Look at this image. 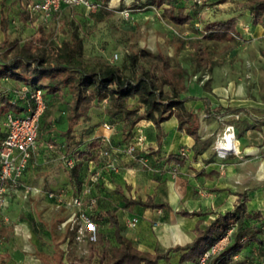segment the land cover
<instances>
[{
	"label": "rangeland",
	"instance_id": "obj_1",
	"mask_svg": "<svg viewBox=\"0 0 264 264\" xmlns=\"http://www.w3.org/2000/svg\"><path fill=\"white\" fill-rule=\"evenodd\" d=\"M35 1L37 0L7 2L9 5L7 11L11 19L10 39L19 46L34 39L36 47L33 51L46 50L44 51L46 61L54 56L52 49L55 46L59 47L64 40L69 39L70 34L65 22H70L74 26H79L80 35L84 40V56L102 57L108 63L118 66L124 74H129V68L124 66L126 56L137 47L155 54L163 53L172 63L181 62L187 70L186 96L192 97L187 106L201 110L195 112L201 122L197 139L200 150L195 158L193 153L189 154L186 146H182L187 151L186 155L180 154L182 147L176 151L181 155V161L187 164L186 171L182 173L180 163L172 161L169 154L160 156L159 151L152 146L151 142H154L155 138L151 136V131L147 130V135L143 131L145 128L140 132L135 130V136L129 141L125 137L128 135L123 127V120H111L104 112L106 108L104 101L91 110L97 112L96 125L100 127L98 130L108 132L105 135L108 140H103L99 135L101 143L98 142L94 148L90 144L92 150L90 159L86 158L87 162H83L84 166L80 171L82 187L78 188L70 179L71 168L63 165L67 155L64 152L65 142L57 133L61 131L60 125L52 134H47L50 133L47 131L44 133L43 130L45 134H42L43 138H47V145L52 144L53 148L43 149L41 161L33 157L31 166L24 176L23 185L16 190L0 212V226L8 229L7 241L11 239V242L6 244L0 235V252L18 250V254L26 258L29 255L33 256L38 264H64L87 257L89 242L95 240V236H91L90 232L98 230L105 235L110 244H114L113 229L106 212L109 207L121 208L123 196L112 192L114 198L110 204L107 201L100 203L98 194L103 192L105 196L108 192L106 188L99 192L100 185L93 183L91 178L96 166L109 162L102 154L109 146L113 152L115 151L113 161L118 168V171L114 172L116 175H120L123 168L119 160L129 157V169L132 172V178L129 179L132 180L129 181V197L146 199L153 195L157 202L163 200L173 202L174 191L181 187L178 185L179 178L183 180V188L186 183L189 185L190 175L200 177L205 174L193 169L196 166L194 161H199L201 166L205 167L202 171L219 168V172L223 173L228 166L242 168L243 171L240 172L244 180L240 181L244 183L242 187H257V182L252 180L251 176H256L259 166L250 163V156L244 155L241 151L239 155L222 157L217 149L218 141L226 136V130L230 127L229 133H236L235 139L239 143L261 147V157L264 159V27L255 26L250 12L242 8L246 0H199L191 9L193 19L183 25L167 20L162 17V10L153 7L133 10L130 8L132 0H125L123 3L121 0H109L108 8L114 11L111 17H105L100 10L91 11L85 6L77 5L62 9L49 21L41 20L36 15L28 22L22 21L21 13ZM229 20L236 24L239 36L227 40L208 41L209 62L214 63V66L212 69L201 66L195 71L191 65L193 48L190 41L202 37L209 23ZM45 37H48L49 41L53 40L54 46L51 44L46 46L43 43ZM0 40H3L1 31ZM21 83L11 78L0 80V90L9 92L10 89L19 88ZM207 101L211 103L206 110L209 106ZM55 111L56 108L51 106L50 112H45L47 114L45 120L47 121ZM2 121L3 115H0L1 129L4 125ZM89 124L90 121L76 129L77 136H83L85 141L80 150H89L88 143L94 139L84 133L87 128L84 126ZM105 124L111 129H107ZM141 133L146 141L139 148L143 147V156L148 160L146 163L139 159V155L128 153L129 144ZM73 152L72 155L77 156L78 152ZM201 159H204L202 163ZM58 165L60 167L56 170L54 166ZM63 167L66 173L61 170ZM216 172L214 170L209 173V180L214 183L216 181L211 176ZM139 179L141 185H136L134 182ZM262 183L264 187V181ZM85 188L90 189L89 194H83ZM197 188L199 190L195 193L199 196L195 198L207 205L217 196L215 192H206L209 187L204 183H200ZM47 190H52L54 197L49 198ZM77 196H82L83 199L81 209L72 203L73 198ZM92 198L97 201L91 206ZM210 208L213 209V206ZM137 209L141 211L144 208L133 207L127 212L141 217L137 214L139 212ZM147 222L142 219L133 230L140 231ZM161 222L157 219L151 220L150 228L154 230V225L157 223L159 227ZM16 236H22L20 243L15 239ZM246 262L248 264L249 261Z\"/></svg>",
	"mask_w": 264,
	"mask_h": 264
},
{
	"label": "trees",
	"instance_id": "obj_2",
	"mask_svg": "<svg viewBox=\"0 0 264 264\" xmlns=\"http://www.w3.org/2000/svg\"><path fill=\"white\" fill-rule=\"evenodd\" d=\"M108 1L94 0L100 4L98 10L105 17L114 15V11L108 8ZM124 1L121 0V3ZM7 2L8 0L0 2V27L4 33V39L0 42V80L11 78L22 83L18 86L19 88L10 89L9 92L0 90L2 124L8 112L27 113L29 106L32 105L30 96L22 99L17 95V90L24 84L33 90H42L46 108L41 116L39 136L49 126V123L44 121L47 116L45 112H50L49 107L54 105L55 100L57 103H65L67 105V128L57 133L64 138L65 155H67L65 159L74 160L69 176L78 188L82 187L80 171L84 166L83 162H87L86 158L90 159L92 151L90 144L94 148L98 142L101 143V139L96 137L89 142V150H80L85 141L83 136H77L76 129L91 121V109L98 103L106 102L104 112L111 120H123V127L128 135L125 137L129 141L136 134V126L146 120L153 122L157 127L159 131L157 138L161 143L165 137L162 134L161 124L172 117L178 120L179 132L187 133L196 140L198 139L200 121L197 114L187 106V102L192 97L186 96L188 91L187 70L181 62L172 63L170 58L163 53L155 54L145 48L137 47L126 56L124 66L129 68V74H124L118 66L108 63L102 57L87 58L84 56V40L80 35L79 26H74L70 22H65L70 34L69 39L64 40L61 46H55L52 49L54 56L46 61L44 55L46 50L33 51L36 47L34 39L25 42L23 46H19L17 42L10 39L11 19L7 11L9 8ZM198 2L199 0H132L130 8L143 10L153 7L162 10V17L174 24L183 25L193 19L191 9ZM64 8L66 7L55 11L51 19ZM242 8L250 12L255 26L264 27V0H246ZM32 17L33 14L29 7L21 13V20L24 22L30 21ZM238 36L237 26L232 20L217 21L206 25L205 34L190 41L193 48L191 65L194 70L196 71L201 66L210 69L214 66V63L209 62L208 41L233 39ZM43 43L46 46L55 44L53 40L49 41L48 37L44 38ZM209 103L207 101V105ZM3 126L2 129L0 128V141L6 136V127L3 128ZM94 129L95 125L87 127L84 133L92 137ZM193 148L197 154L200 150L198 142ZM157 151H160V147ZM72 152H78L77 156L72 155ZM181 158L180 154L170 155L172 161L183 165L184 161H181ZM236 195L238 198L233 209L217 213L208 224H205L202 219L197 222L196 238L192 243L185 246L177 245L164 253L153 254L140 250L131 239L122 234L117 215L118 209L107 210L109 224L114 228L115 243L110 244L105 235L98 230L90 232L91 236H95V240L89 242L87 257L64 264H158L159 261H169L171 254L178 252L184 253L182 261L195 260L229 228H234L232 241L219 255V264H228L233 254L253 241L259 244V256L253 257L248 264H263L264 225H248L251 220L263 218V214L260 211L248 212L249 192L247 190ZM134 206L171 209L169 203L156 202L152 196L146 200L124 196L123 208L128 209ZM178 214L185 217H202L208 213L182 210ZM7 233L8 229L0 226V235L6 237Z\"/></svg>",
	"mask_w": 264,
	"mask_h": 264
},
{
	"label": "crops",
	"instance_id": "obj_3",
	"mask_svg": "<svg viewBox=\"0 0 264 264\" xmlns=\"http://www.w3.org/2000/svg\"><path fill=\"white\" fill-rule=\"evenodd\" d=\"M1 1L2 0H0V2ZM0 31L2 32L1 27H0ZM3 39H4V33H3ZM5 79L8 78H3L1 80H5ZM53 106L56 108V111L54 113H51V117H49L47 120L49 126L46 130H44V133L46 131L50 132L47 134H52L53 131L56 132L57 129L56 127H58L59 125H60L59 127H61L60 128L61 131H64L67 128V119H66L67 105L61 102L57 103V101L55 100ZM209 107L210 105L206 108V110L209 109ZM190 109H192L194 112H201L200 109L196 110L193 107H190ZM93 111L91 110L90 112L91 124L87 126V127H91L95 125L94 133L91 138H96V137L98 138L99 135L103 138L105 135H107L108 132L105 130L104 131L98 130L100 127L96 126V124H98V121L96 122L97 112L96 111L93 112ZM57 121L58 123H56ZM142 128H145V130H143L145 133L147 130L151 131L150 133L151 136L155 138L154 142H151L152 146L155 147L156 149L160 147V151L158 153L160 154V156L166 154L169 155L175 154L179 148H181L182 146H186L189 149V154L193 153L194 158L196 157L195 150L193 147L196 144L197 140L196 138L188 135L187 133H182L178 131V120L176 117H172L168 121H165L161 124L162 134L165 136L161 143L158 142L157 136L159 131L153 122L146 120L141 121L136 126V131L140 132L142 131ZM42 134L43 132L39 136L38 147L36 151L33 153L32 158L28 163L26 172H28L27 170L29 166H31L33 157H36L38 160L41 161L43 159V155H42L43 149L53 148L52 144L47 145L46 143L47 138H43V135L45 134L43 135ZM61 139L64 141L63 137H61ZM234 141H235L234 146L236 147V151L238 152V155L242 151L244 155L250 156V163L252 165L259 166L256 176L253 175L251 176L252 180L257 182V187L255 188L242 187L244 185V183L242 184L240 182V181H244L242 179L243 178L242 174H240V172L243 171L242 168H237V166H232V167L228 166L227 169L223 171V173L219 172L220 171L219 168H211L206 171H202V169H205V167H202L199 161L196 162L194 161L195 163L194 165L196 166H194L193 169L198 170L200 171V173L202 172L205 174H203V176L200 177H197V175H190L191 180L189 181V185L186 183V185L183 188H182L183 180L179 178L178 180L179 183L178 182L177 183L181 187L179 190L174 191V194L172 195L173 202L170 200L161 201V202L169 203L171 209L169 210V209L144 208L141 211L137 209L139 211L137 214H140L141 216L139 217L135 214L131 215V213H128L127 210L130 208L128 209L123 208L124 196L129 198V181H132L129 180L132 178V172L131 169H129L130 160L129 157H124L123 160H119V163L123 164V168L121 169L122 172L120 173V175H116V173L114 172L113 173L108 171L106 172V169H104L105 173H103V176L100 182L98 183V185H100L98 191L100 192L102 188L103 189L106 188V192H108V195L106 194L104 196L105 193L103 192L98 194V196H100V203L103 204L105 203V201H107V203L110 204L112 198H114L115 193L121 194L123 196V203L121 205V208L116 207L115 209H118L117 215L119 218L122 234L127 238L131 239L140 250L148 251L153 254L156 252L164 253L169 248L175 247L177 245L185 246L187 244L192 243L196 238L195 228L197 222L200 219H202L205 224L206 223L208 224L212 219L216 217L217 213H224L228 210L233 209L234 203L238 198L236 194L244 192L246 190L249 192V201L247 202L248 212L254 213L260 211L263 214V218H260L258 220H251L249 221L248 225H256V224L259 226L264 225L263 224L264 223V187L262 183V181H264V159L261 157L262 155L261 147L256 145L255 146L243 145L242 142L239 143L236 139H234ZM64 152H66L65 148H64ZM203 161L204 159L200 160L201 163ZM63 165L65 167H68L66 164V159L63 160ZM102 165H100L99 167H102ZM184 165H185L184 163L183 165H181V167L183 168L182 173L186 171L185 167L187 164L185 166ZM255 166H254V170H255ZM55 167L57 170V168L60 167V165L54 166V168ZM61 170L66 173L64 167L63 169L61 168ZM214 170H216L217 172L216 174H213L211 177L212 179H215L216 181L215 183L212 180H209V173H211ZM134 183L136 185L138 184L141 185V180L140 179L139 181L136 180ZM200 183H204L207 187H209V189L206 192L208 193L215 192V194H217L216 198L214 200H211V203L208 205L204 201L195 198V196H199V194L196 195L195 191L199 190L197 187L199 186ZM112 192H114V194ZM150 196L154 197L153 195ZM141 199L146 200L144 198ZM212 206L213 209L210 208ZM134 207H139V206H134ZM107 209L113 210L114 208L109 207ZM182 210L203 211V212H207L208 214L202 217H197V216L185 217L178 214V212ZM134 217H137L139 219V223L141 222L142 219L148 221L140 231H135L133 230L134 228L129 226V221ZM156 219L162 221L161 225L158 227V224L156 223L154 225L155 229L152 230L150 228L151 220H156ZM112 229L114 230V228ZM7 238L8 237H3V240H5L6 244H9L11 242V239L9 238L7 241ZM15 239L17 240L18 243H20L22 240V236L21 237L16 236ZM17 251L15 250L13 252L11 251L0 252L1 253L0 264H38L36 263V260L34 259L33 256L29 255V257L26 258L24 257V255L18 254ZM259 251L260 249L258 242L256 241L249 242L246 247H244L240 251H237L236 254L232 255L229 263L243 264L247 258L252 259L253 257L259 256ZM183 254H184L183 252L173 253L171 254V258L169 261H159L158 264H194V261L197 258L195 260L185 259L184 261H182L181 258ZM246 261L249 260L247 259Z\"/></svg>",
	"mask_w": 264,
	"mask_h": 264
},
{
	"label": "built area",
	"instance_id": "obj_4",
	"mask_svg": "<svg viewBox=\"0 0 264 264\" xmlns=\"http://www.w3.org/2000/svg\"><path fill=\"white\" fill-rule=\"evenodd\" d=\"M77 5L85 6L91 11H97L100 8L99 3L91 0H37L29 6V10L41 20L49 21L55 11L63 7ZM117 58L118 56L116 55ZM17 95L22 99L30 96L32 105L29 106L27 113L17 114L8 112L6 114L4 122L6 136L0 141V212L11 200L16 190L23 185V176L28 167V163L38 147L40 120L46 108L41 89L33 90L30 86L24 84L17 90ZM105 127L111 129L109 125L105 124ZM103 140L106 141L108 138L104 136ZM145 141V136L142 133L138 134L133 143L129 144L128 148V153L130 155H139V159L143 163H146L148 160L143 156V147L139 148V146L145 143ZM102 154L105 158L109 159V162L102 167L96 166L93 170L91 178L93 183L96 184L100 182L103 173H105L104 169H106V172L118 171L113 161L114 152L111 147H107ZM180 154H187L184 147L181 148ZM66 164L69 168H72L74 166V160H66ZM89 192L90 189L83 190L84 195L89 194ZM46 193L49 198L55 195L52 190H47ZM72 203L75 207L81 209L83 204L82 196L73 198ZM95 203L96 199L92 198L90 202L91 206ZM138 223L139 219L134 217L129 221V226L135 228ZM233 230L234 228H229L198 257L194 264H219L218 257L231 243Z\"/></svg>",
	"mask_w": 264,
	"mask_h": 264
},
{
	"label": "bare ground",
	"instance_id": "obj_5",
	"mask_svg": "<svg viewBox=\"0 0 264 264\" xmlns=\"http://www.w3.org/2000/svg\"><path fill=\"white\" fill-rule=\"evenodd\" d=\"M231 130L230 127L227 128L226 136L218 141V152L222 155V157H226L227 155L235 154L238 155L236 151V147L234 146L233 140L237 138L236 133L229 131ZM233 135V136H232ZM232 136V138H230Z\"/></svg>",
	"mask_w": 264,
	"mask_h": 264
}]
</instances>
